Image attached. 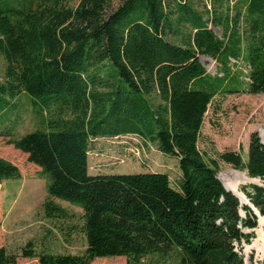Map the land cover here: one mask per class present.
<instances>
[{
	"label": "trees",
	"instance_id": "1",
	"mask_svg": "<svg viewBox=\"0 0 264 264\" xmlns=\"http://www.w3.org/2000/svg\"><path fill=\"white\" fill-rule=\"evenodd\" d=\"M200 55L217 62L215 75ZM0 56V114L24 94L39 114L56 115L47 129L7 143L48 176L49 216L63 212L51 198L83 211L82 254H36L29 241L20 256L38 264L109 256L126 264H244L242 243L257 217L217 171L223 161L259 178L241 191L264 215V141L252 132L244 159L231 150L211 157L198 139L216 94L264 93V0H209L202 10L190 0H0ZM230 58L248 65L249 81ZM127 134L177 158L175 186L164 172H88L94 140ZM19 177L0 157V181ZM17 257L0 248V264Z\"/></svg>",
	"mask_w": 264,
	"mask_h": 264
},
{
	"label": "rangeland",
	"instance_id": "2",
	"mask_svg": "<svg viewBox=\"0 0 264 264\" xmlns=\"http://www.w3.org/2000/svg\"><path fill=\"white\" fill-rule=\"evenodd\" d=\"M190 1L198 10L203 9V4L209 3V0ZM211 28L220 36L218 27ZM199 59L209 74L215 75L218 72L219 65L214 59L203 55ZM230 65L232 70L242 72L244 81H249L246 63L230 58ZM4 70L5 61L0 56V82ZM13 101L14 106L0 114V157L16 165L20 177L0 181V248L18 256L13 264H38L37 257L20 256L21 248L29 241L36 254L50 252L80 255L86 248L82 208L74 202L51 198L63 212H54L49 216L44 207L45 201L49 199L46 189L48 176L29 162L25 153L7 143L10 138L17 139L27 132L47 129L49 117L55 118L56 115H50L49 112L39 114L32 100L24 94ZM252 132H257L264 141V93H218L205 112L198 147L211 157H215L217 152L241 151L245 159ZM92 146L88 153L90 174L164 172L168 174L173 186L181 177L176 157L161 153L156 145L145 144L134 135L98 138L92 142ZM243 175L247 176L245 171L233 169L231 165L219 161L217 177L221 182L220 177L241 191L242 186L252 183L242 178ZM257 183L261 185L262 181L257 178ZM245 198L247 201L248 198ZM259 217L257 226L247 230L253 233L249 243H242L244 264H264V255L253 246L254 242L264 244V225L259 228L263 238L257 240L256 237L258 221L264 219V216ZM89 264H126V258L96 257Z\"/></svg>",
	"mask_w": 264,
	"mask_h": 264
},
{
	"label": "bare ground",
	"instance_id": "3",
	"mask_svg": "<svg viewBox=\"0 0 264 264\" xmlns=\"http://www.w3.org/2000/svg\"><path fill=\"white\" fill-rule=\"evenodd\" d=\"M238 173V172H237ZM241 174V173H240ZM242 175V174H241ZM221 178V180H222V182L225 184V186L226 187H230L233 191H234V193L236 194V195H238V198H239V200L241 201V202H248V201H246V198H245V196L241 193V191H239L238 189H235V187L236 186H231L232 185V183H230V182H227V181H225L222 177H220ZM242 178H244L245 180H247V181H257V179L255 178V179H252V178H248L247 176H245V175H243V177ZM236 184V183H235ZM260 218V217H259ZM258 224H259V227L256 229V233H257V240H261V238H263V234L261 233V231H260V227H263L262 225H264V219H260V221H258ZM253 246H254V248L258 251V252H260V253H262L263 255H264V244L263 245H258L257 244V242H254L253 243Z\"/></svg>",
	"mask_w": 264,
	"mask_h": 264
},
{
	"label": "water",
	"instance_id": "4",
	"mask_svg": "<svg viewBox=\"0 0 264 264\" xmlns=\"http://www.w3.org/2000/svg\"><path fill=\"white\" fill-rule=\"evenodd\" d=\"M252 179H255V178H252ZM257 179V178H256ZM252 183L254 184H258L257 181H251ZM223 186L227 189V190H230L237 198H238V195H236L234 193V191L230 188V187H226L225 184L222 182ZM239 199V198H238ZM248 201V199H247ZM240 204H241V201L239 200ZM245 204L249 205L251 207V209L253 210V213L254 215H256V217L258 218L259 216L260 217H263L264 215H261L260 212L248 201V202H245ZM242 205V204H241Z\"/></svg>",
	"mask_w": 264,
	"mask_h": 264
}]
</instances>
